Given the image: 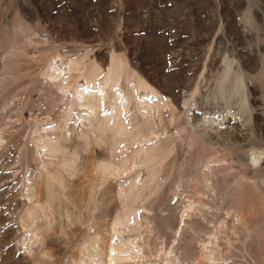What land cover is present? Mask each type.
Returning <instances> with one entry per match:
<instances>
[{
	"label": "rangeland",
	"instance_id": "1",
	"mask_svg": "<svg viewBox=\"0 0 264 264\" xmlns=\"http://www.w3.org/2000/svg\"><path fill=\"white\" fill-rule=\"evenodd\" d=\"M64 57L69 70L50 79V64ZM227 66L242 85L212 99ZM89 70L97 75L91 81L102 73L120 89L138 79L163 100L153 133L165 138L167 150L146 163L132 159L130 171L115 177L101 165L110 149L92 143L65 190L70 200L61 195L49 207L54 172L68 152L53 155L39 145L55 134L66 106L80 100L76 90ZM109 95L101 99L105 113ZM135 105L131 96L130 118ZM73 111L70 126L81 127L76 117L86 108ZM134 143L123 141L112 153L130 157ZM263 152L264 0H0V264H75L81 222L90 214L84 201L96 186L91 222L103 238L97 264H107L104 221L115 213L118 182L135 175L144 182L153 173L159 185L134 202L142 216L121 234L130 241L119 252L126 259L115 264H264ZM254 154L260 160L251 162ZM42 158L53 171H42L29 199L26 182ZM66 206L73 222L65 219ZM46 214L54 217L48 228ZM33 222L40 234L30 240Z\"/></svg>",
	"mask_w": 264,
	"mask_h": 264
},
{
	"label": "bare ground",
	"instance_id": "2",
	"mask_svg": "<svg viewBox=\"0 0 264 264\" xmlns=\"http://www.w3.org/2000/svg\"><path fill=\"white\" fill-rule=\"evenodd\" d=\"M70 65L71 64L68 57L59 59V64H50V68L54 70H51L49 72L48 77L53 80L56 79L63 71L69 70ZM118 68V65L114 63L112 68V76L117 74ZM87 73V83L84 84L83 88H77L76 90V92L79 94L78 96L80 100L75 104L70 103V105L72 106H66V109L61 114L60 120L55 123V134L49 136L48 139H42L39 145L42 151L50 152L53 155L57 154L63 149H66L68 152V156H66V163L64 164V166L61 168L58 167L59 169L57 170V172H54L53 177L55 178V182H52L50 184L51 192L49 193L50 195L48 197L49 207H52V200H54V198L57 200L60 199L61 195L65 196L67 200H70V198L67 196L68 193L65 190L68 187V184L74 180V178L78 175L80 169L82 168L81 163L79 162L82 157L81 151L88 149L92 143H95L97 146L110 149V157H107L104 160L102 159L103 163L101 165L104 170H107L110 175L115 177L123 176L130 171L129 164L132 159L138 160L140 163H146L151 158L159 156L161 155V153L163 154L167 150V141L165 140V138L162 135L156 136L153 133V128L155 125V110H160V108L164 105V102L161 98L156 97L138 79H131L130 82L125 85V88L120 89L117 85V81H113L110 77H104L102 73L99 74V82L91 81V77L97 75H93L90 70ZM109 83L111 84L109 85ZM56 85L59 90L64 91L67 83L59 80ZM240 85H242L241 77L237 74L234 75L231 69L227 66L224 71L218 75L217 80L214 84L215 87L211 89L209 97L212 99H225L232 92L237 93ZM107 90L110 91V102L109 109L105 113V110L102 109L101 99L103 94H105ZM139 90H141L142 92L137 95L136 92ZM131 96H134L136 98L135 107L137 110V113H135V116L132 118H130L126 114L127 108L130 104ZM188 104V101L183 102L184 106H187ZM75 105L79 108L81 107V109L86 108V113H79V115L76 117V120L79 122L81 127L74 123L70 126V120L73 118L74 114L73 107ZM186 124L188 125L187 122L185 123V125ZM190 128L191 131L194 130L201 135H205L206 133L205 130L200 131L197 127L192 125H190ZM66 132H68V134H64ZM89 132L93 133V138L91 137L92 134L90 135ZM188 137L190 138V141H193L192 133L188 134ZM76 138H79L80 141H77ZM65 140H71L73 141V143H69ZM128 140L139 142L140 144H133L135 145V148L132 149V154H129L130 157H124L123 155L124 158H117L116 155L112 152L115 151L117 146L119 147V143L121 144V142ZM73 144L74 147H72ZM258 154L261 153L259 152ZM259 156H257V154H254L251 162H256L258 159L260 160ZM49 164L50 162L42 158L39 164L40 169L38 174H35L33 178H28L26 182V190L29 199L34 197L37 193V187L40 182L38 177L39 175H43L42 171L46 170L48 171V173L53 171L49 169ZM56 169L57 168H55V170ZM154 176L155 175L153 173V176H151L149 179H147V181L144 182H141L140 178L137 177V175L127 177L125 178V180H121L118 182V190L116 196L117 205L115 208V213L114 215L112 214L113 216L109 220L104 221L107 232L109 234V237L106 241L107 256L105 257H107V264H115V262L126 259V256H120L119 252L124 249V246L127 245V242H129L130 240L128 235L121 236V234L126 233V229H130V224L134 223V221L137 222V218L139 220L140 214L135 211L136 208L134 209V202L138 199H143L152 190H154L157 185H159L157 178ZM203 181L207 184V181H209L208 176L204 175ZM204 183L203 186L206 187ZM100 191L101 189L96 186L92 191H90L91 193L89 194V197H87V202L84 201L86 203V210L90 214L85 219V221L81 222V224H86V227L82 232V246L79 247L80 255L75 264H97L101 260L99 243L103 241V238L100 231L95 230L94 225L91 222L93 217L92 210L96 209L98 201L96 198L99 195ZM56 193L59 194L57 195L58 197L55 195ZM137 202H139V200ZM67 207L68 206H66L64 210L65 219L67 220V222L68 220L70 222H73V219L70 215V212H68ZM49 213L52 212L50 211ZM141 216L142 214L140 215V217ZM53 220V216L51 217L50 215L46 214L44 226L46 228L50 227L53 223ZM28 225L30 227V230L27 238L31 240L33 237H37L40 234V225L38 224V222H33L32 224ZM128 257L131 258V256ZM207 258L210 260L211 256H208ZM215 260L216 259H214L213 261Z\"/></svg>",
	"mask_w": 264,
	"mask_h": 264
}]
</instances>
